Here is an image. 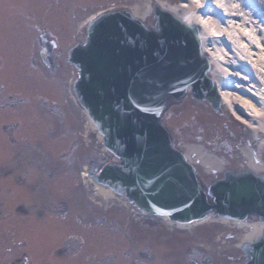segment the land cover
<instances>
[{"label": "rangeland", "instance_id": "rangeland-1", "mask_svg": "<svg viewBox=\"0 0 264 264\" xmlns=\"http://www.w3.org/2000/svg\"><path fill=\"white\" fill-rule=\"evenodd\" d=\"M162 4L188 8L189 0H0V264L245 260L249 226L216 215L201 224L170 222L91 176L120 161L76 97L79 71L68 62L69 51L87 42L99 14L143 8L151 11L144 24L152 29ZM203 118L213 133L200 128ZM161 123L181 152L201 141L207 153L224 156L213 173L194 165L207 188L227 170H248L243 153L257 146L256 138L226 107L220 113L188 90L169 100Z\"/></svg>", "mask_w": 264, "mask_h": 264}, {"label": "water", "instance_id": "water-1", "mask_svg": "<svg viewBox=\"0 0 264 264\" xmlns=\"http://www.w3.org/2000/svg\"><path fill=\"white\" fill-rule=\"evenodd\" d=\"M155 17L157 26L150 29L127 10L101 13L87 28V42L69 51L68 62L79 71L76 97L120 161L91 176L125 192L141 211L172 222L204 220L214 212L230 220L257 215L264 221L263 175L228 171L206 191L161 123L170 97L180 99L190 90L215 109L222 97L208 76L211 65L202 52L199 26L159 6ZM133 84L143 93L134 96ZM255 248L254 264H264V238ZM243 251L247 255L248 246Z\"/></svg>", "mask_w": 264, "mask_h": 264}, {"label": "bare ground", "instance_id": "bare-ground-1", "mask_svg": "<svg viewBox=\"0 0 264 264\" xmlns=\"http://www.w3.org/2000/svg\"><path fill=\"white\" fill-rule=\"evenodd\" d=\"M260 1L264 4V0ZM235 2L237 0H224V9H217V12L226 13L224 23H221L216 16H203L201 14L203 10L192 4L189 7L191 9L194 7L193 10L185 8L184 5H180L179 8L164 4H162V10L176 17L181 15L179 18L188 25L199 26L202 52L208 56L211 65L208 76L218 85L222 95L221 100L223 99L226 108L232 110L233 115L242 119H246L248 115L258 117L260 127L254 141L257 146H253V150L245 148L243 155L247 169L257 174H264L262 159L264 150V76L260 80L256 75L259 72L264 74V25L260 24L252 9L244 8L243 5L239 9L230 8L229 5ZM250 2L251 0H245V4ZM252 2L258 8L263 6L256 0H252ZM201 3H204V0H201ZM213 8H215V3H213ZM132 15L146 22L151 17V11H144L143 8L137 7ZM205 19H207V23H204ZM246 32L250 34L246 35ZM84 112L90 122L94 124L87 111ZM201 121L203 122L199 124L200 128L213 133L215 127L213 123L207 118H203ZM199 143L182 147L186 158L192 165H202L206 172L210 173H213L212 170L219 165H224L226 161L222 154H209L207 149ZM108 194L114 193L109 190ZM166 219L169 220V218ZM222 219H225L226 223L230 220ZM209 220L211 217L189 223L201 224ZM235 224L240 227L249 226L247 222H235ZM259 231L260 229L257 228L252 229L251 233L243 238V242L247 243L253 235H258Z\"/></svg>", "mask_w": 264, "mask_h": 264}, {"label": "snow or ice", "instance_id": "snow-or-ice-1", "mask_svg": "<svg viewBox=\"0 0 264 264\" xmlns=\"http://www.w3.org/2000/svg\"><path fill=\"white\" fill-rule=\"evenodd\" d=\"M193 3H195L196 7L199 9H202V15L205 17H208L210 15L212 16H216L217 19L220 20L221 23H224V16L226 15V13H224L223 11L221 12H217V9H221L223 10L225 7V3L224 0H204V3H201V0H193ZM213 3H215V8H213ZM241 5H243V7H247L252 9L253 13L257 16V18L259 19V22L261 25H264V7H259L254 3L251 2L248 4H245V0H237V2L235 3H231L229 6L232 9H239L241 7ZM204 23H207V19H205ZM246 35L250 34V33H245ZM195 57L193 56V59ZM155 71V69H153ZM193 75H195V66L193 65ZM133 95H140L143 93V88L133 84ZM239 119V117H237Z\"/></svg>", "mask_w": 264, "mask_h": 264}, {"label": "flooded vegetation", "instance_id": "flooded-vegetation-1", "mask_svg": "<svg viewBox=\"0 0 264 264\" xmlns=\"http://www.w3.org/2000/svg\"><path fill=\"white\" fill-rule=\"evenodd\" d=\"M193 96V95H192ZM184 97V96H183ZM182 97V98H183ZM181 98V99H182ZM193 98H194V96H193ZM195 99V98H194ZM197 101H199V100H197ZM204 101H206V102H208L211 106H212V104L209 102V101H207L206 99H203V100H201V101H199V102H204ZM212 108H213V106H212ZM225 108V106L221 103L220 104V108L219 109H215V108H213L214 110H217V111H219L220 113H222V109H224ZM249 170V169H248ZM197 171V170H196ZM228 171H230V170H227L226 172H228ZM225 172V173H226ZM230 172H233V171H230ZM245 172V171H244ZM224 173V174H225ZM233 173H243V172H233ZM259 175H263V177H264V174H259ZM225 178V176L223 175V177L221 178V179H219V180H222V179H224ZM218 181V180H217ZM202 182V181H201ZM202 185H203V187H204V189L206 190V191H208L209 189L205 186V184L202 182ZM212 185V184H211ZM210 185V186H211ZM209 186V187H210ZM210 200L211 201H213V199L210 197ZM212 215H216V213L214 212ZM217 216V215H216ZM218 217V216H217ZM233 221H235V222H247L248 223V225H249V229H251V231H252V229H254V228H257V229H260V231L258 232L259 234L257 235V234H255L256 236H252L251 238V240H250V242L248 243V253H247V255L245 254V260L243 261V262H241V263H239V262H235V263H238V264H254V256H253V254L255 253V245H256V243L258 242V241H260L262 238H264V221H262L261 220V218L259 217V216H257V215H250L249 217H248V219L246 220V221H238V220H233ZM254 227V228H253ZM260 227V228H259ZM250 231V232H251Z\"/></svg>", "mask_w": 264, "mask_h": 264}, {"label": "trees", "instance_id": "trees-1", "mask_svg": "<svg viewBox=\"0 0 264 264\" xmlns=\"http://www.w3.org/2000/svg\"><path fill=\"white\" fill-rule=\"evenodd\" d=\"M171 99H173V98H172V97H170V98H169V100H171ZM174 100H175V99H174ZM168 103H169V101H168Z\"/></svg>", "mask_w": 264, "mask_h": 264}]
</instances>
